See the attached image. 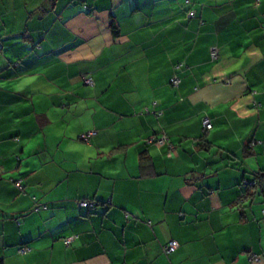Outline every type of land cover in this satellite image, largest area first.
Segmentation results:
<instances>
[{
	"label": "crops",
	"instance_id": "crops-1",
	"mask_svg": "<svg viewBox=\"0 0 264 264\" xmlns=\"http://www.w3.org/2000/svg\"><path fill=\"white\" fill-rule=\"evenodd\" d=\"M263 210L264 0H0L2 264H264Z\"/></svg>",
	"mask_w": 264,
	"mask_h": 264
},
{
	"label": "built area",
	"instance_id": "built-area-1",
	"mask_svg": "<svg viewBox=\"0 0 264 264\" xmlns=\"http://www.w3.org/2000/svg\"><path fill=\"white\" fill-rule=\"evenodd\" d=\"M189 15H193V11L189 13ZM210 56H211V59L212 60H215L217 59L218 57V51L215 47H211L210 49ZM84 82L87 84V85H93V81L90 79V78H84ZM171 84L174 85V86H178L179 85V78L174 76L171 78ZM203 127L205 130H209L211 129L212 127V123L211 121L208 119V118H204L203 121ZM92 135V132H86V133H82L80 134V138L82 140H87L89 138V136ZM164 141V138H161L158 140L159 143H162ZM243 183L247 186H254V185H257V181L255 179L253 180H243ZM15 185L21 189V186H20V183L15 181ZM79 206L83 207V208H89V209H94L95 208V202L94 201H91V200H80L78 202ZM262 215L264 217V210L262 211ZM76 236H69V237H65L62 239L63 243L65 245H69L71 243V241L75 238ZM178 246V243L176 241H170L169 244L164 248V251L165 252H170L172 250H174L176 247ZM25 249L24 248H21L19 250V252H24ZM254 260H259V256H256V257H253Z\"/></svg>",
	"mask_w": 264,
	"mask_h": 264
},
{
	"label": "trees",
	"instance_id": "trees-1",
	"mask_svg": "<svg viewBox=\"0 0 264 264\" xmlns=\"http://www.w3.org/2000/svg\"><path fill=\"white\" fill-rule=\"evenodd\" d=\"M51 1L54 3L56 0H51ZM110 27H111V29H112V33H113V35L116 36V35L118 34V29H117L116 24H114V22H111ZM141 159H142V156H141ZM253 179H255L256 181H259V182H260V180H261V174L256 173V174L253 176ZM257 185H258V188H260V186H259L258 183H257ZM255 188H256V187H255ZM95 207H96V205H95ZM87 209H89V208H87ZM0 264H2V262H0Z\"/></svg>",
	"mask_w": 264,
	"mask_h": 264
},
{
	"label": "water",
	"instance_id": "water-1",
	"mask_svg": "<svg viewBox=\"0 0 264 264\" xmlns=\"http://www.w3.org/2000/svg\"><path fill=\"white\" fill-rule=\"evenodd\" d=\"M251 187H258V185H254V186H251Z\"/></svg>",
	"mask_w": 264,
	"mask_h": 264
}]
</instances>
